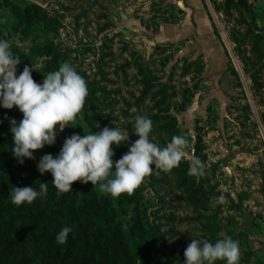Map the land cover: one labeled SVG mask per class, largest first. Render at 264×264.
<instances>
[{
  "label": "rangeland",
  "instance_id": "1",
  "mask_svg": "<svg viewBox=\"0 0 264 264\" xmlns=\"http://www.w3.org/2000/svg\"><path fill=\"white\" fill-rule=\"evenodd\" d=\"M225 1L0 0V40L20 58L17 76L28 65L43 84L44 75L67 61L88 87L75 124L44 147L48 154L58 156L73 134L118 127L129 135L112 145L118 161L139 139L132 118L141 115L153 123L150 142L163 148L184 136L189 156L205 166L203 177H191L183 160L170 173L154 169L131 196L104 194L95 204L120 225L119 234L110 245L99 236L80 264H184L193 238L215 243L225 236L239 242L238 264H264V23L251 0ZM22 118L18 108L0 105L4 137L10 121ZM1 145L0 183L7 185L23 172L8 143ZM32 178L33 186L29 179L20 183L37 191L47 183V195L11 208L19 214L11 216L13 224L27 226L29 213L42 210L50 218L34 233L58 228V234L70 220L72 194L61 201L50 172L37 170ZM87 184L100 194L98 185ZM221 195L223 203L212 200ZM0 201L12 204L2 191ZM91 210L81 215L92 220ZM11 217L0 216L2 230ZM70 224L75 240L66 264L85 250L79 228ZM6 237L12 242L0 241V264H59L45 240L11 231Z\"/></svg>",
  "mask_w": 264,
  "mask_h": 264
},
{
  "label": "clouds",
  "instance_id": "2",
  "mask_svg": "<svg viewBox=\"0 0 264 264\" xmlns=\"http://www.w3.org/2000/svg\"><path fill=\"white\" fill-rule=\"evenodd\" d=\"M20 58L10 50L6 40H0V105L5 109L18 108L23 118L10 121L13 135V156L23 164L25 158L35 159L34 152L45 145H54L58 132L75 124L82 112L88 87L84 78L74 66L65 61L59 70L44 75L43 84L32 77V67L25 65L17 76ZM34 66V65H33ZM35 67V66H34ZM36 69V67H35ZM136 108L130 109L135 113ZM134 133L139 137L131 143L129 151L118 161H113L115 152L112 145H122L129 141L126 131L115 127H104L102 131L85 134H73L65 139L58 156L51 154L41 157L37 170L43 175L51 173L52 184L57 194L72 191L75 182H91L99 192L118 198L122 194L131 196L154 169L170 173L183 160H188V175L200 178L205 175V166L195 156H189V141L181 135H175L166 147L150 142L153 128L151 119L136 115L132 118ZM99 124H96V128ZM75 128V127H74ZM48 184L40 183V191L34 187L10 188L11 203L16 206L33 204L38 197H46ZM216 203H223L224 197H213ZM70 227H63L56 236V242H67ZM239 242L225 236L215 243L207 239L193 238L184 252V264H238Z\"/></svg>",
  "mask_w": 264,
  "mask_h": 264
},
{
  "label": "trees",
  "instance_id": "3",
  "mask_svg": "<svg viewBox=\"0 0 264 264\" xmlns=\"http://www.w3.org/2000/svg\"><path fill=\"white\" fill-rule=\"evenodd\" d=\"M239 0H226L225 2L236 4ZM252 7V6H251ZM253 11V7H252ZM234 41L236 40L235 37H233ZM10 132V131H9ZM5 134L0 132V148L2 141H5L8 143V146L10 148H13V135L10 132L8 136L4 137ZM46 147V145H45ZM49 148V147H47ZM45 154H48L46 151V148L37 150L34 152L35 159H27L25 158V161L23 164H20L18 162L19 166V172H23V177L13 178V182H9V184L0 183V191H2V197H5L6 199L10 200L9 191L10 188L16 187H25L26 185L21 184V180L23 179H29L30 183L35 185L36 183L33 181L32 174L37 171V165ZM7 157V154H6ZM28 186V185H27ZM30 187V185H29ZM40 191V188H38ZM96 190H93V187L90 184H83L82 182H78L77 184L72 186V191L68 193H64L60 195L61 201H65L69 195L72 194V198L70 199L69 204V222H66L64 227H70L73 230V226H71L70 222L74 223L76 227L79 228V231L81 232V239L83 240V244L85 245V250L83 251L82 258H75L76 260H72L71 262H67V264H80L83 262V259H87L88 253H86V250L95 249L96 248V241L98 240V237H105V243L107 245H110V243H115L117 234H119V224H111L114 220H112L111 214L109 212H101L103 211V208H100L96 206L95 202L99 199H103L105 197L104 194L100 193L99 195L95 194ZM11 208H17V211L19 210L20 206H16L14 204H3V202L0 201V216L1 218L4 217V215H10V217L14 214H10L9 211ZM85 208L92 209L91 216H94V218L88 219L84 218L81 214L85 211ZM87 212V210H86ZM16 214L13 217L18 216V212H15ZM29 216L32 220H30L27 224V226L22 225L19 223L17 226L13 224L12 217L11 220L7 223L4 222V225H6V228L2 230L0 228V241L5 242L6 244H10L12 241L11 239L5 238V233L7 231L11 232H17L18 234H28V238L35 237L36 239L41 238L46 241V244L48 246H52L53 250V259H56L59 261V264H66V261L70 259L71 252L73 250V243L75 238L72 237V231L69 233L67 242L63 245L58 244L55 242L58 228L55 230H51L49 234L46 233V229L40 230V232L34 233L33 229H36V226L38 225V222L41 221V219H49L50 215L45 214L42 210L35 209L33 213H29ZM95 228L94 232H91L90 229ZM92 238V241H91ZM92 243V245H91ZM45 254V253H44ZM43 254V255H44ZM1 264H13V263H1Z\"/></svg>",
  "mask_w": 264,
  "mask_h": 264
},
{
  "label": "crops",
  "instance_id": "4",
  "mask_svg": "<svg viewBox=\"0 0 264 264\" xmlns=\"http://www.w3.org/2000/svg\"><path fill=\"white\" fill-rule=\"evenodd\" d=\"M253 12L257 16L258 20L264 23V0H251Z\"/></svg>",
  "mask_w": 264,
  "mask_h": 264
}]
</instances>
